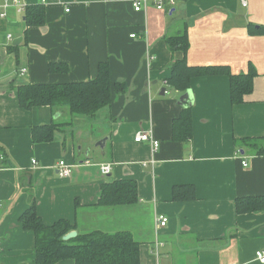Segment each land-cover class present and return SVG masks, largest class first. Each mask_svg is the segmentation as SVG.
<instances>
[{"label": "crops", "instance_id": "crops-1", "mask_svg": "<svg viewBox=\"0 0 264 264\" xmlns=\"http://www.w3.org/2000/svg\"><path fill=\"white\" fill-rule=\"evenodd\" d=\"M134 1L22 0L44 10L42 25L27 26L25 12L3 10L0 0V264H35L34 235L19 223L32 204L46 226L63 220L77 234L129 232L140 264H261L264 211L239 214L235 200L264 197V155L235 140L264 138V35L251 32L264 26V0H175L163 10L149 0L141 12ZM183 27L187 49L172 52L165 39ZM175 61L228 67L234 76L252 69V92L232 105L227 76L195 77L176 89L169 83ZM101 63L121 89L94 118L20 107L18 87L92 81ZM185 108L192 137L174 141L172 124ZM51 124L63 125L56 138L34 142L32 129ZM141 132L159 142L155 152L133 141ZM106 137L103 149L95 147ZM60 160L70 166L67 178L55 169ZM122 180L136 183L137 201L103 206V187ZM186 185L196 198L173 201V188ZM158 216L168 219L165 227Z\"/></svg>", "mask_w": 264, "mask_h": 264}, {"label": "trees", "instance_id": "trees-1", "mask_svg": "<svg viewBox=\"0 0 264 264\" xmlns=\"http://www.w3.org/2000/svg\"><path fill=\"white\" fill-rule=\"evenodd\" d=\"M44 23V10L41 6H30L25 10V24L39 26ZM253 33L264 35V26H253ZM173 51L185 52L187 37L185 27L181 32L165 39ZM61 65L50 67L52 71L61 70ZM65 70V69H64ZM170 85L176 89H187L195 77L227 76L230 80V103H243L244 96L253 89L254 71L247 74L231 75L228 67H189L184 61H175L171 66ZM121 85L113 88L110 84L109 67L101 63L94 80L84 83L20 86L16 89L20 107L30 110L34 107L49 106L66 108L70 116L94 118L99 111L111 103L112 92H118ZM63 125L51 124L32 129L34 142H48L56 138ZM192 137V117L189 108L183 109L172 124V139L184 142ZM235 145L244 146L257 155H264V138L235 140ZM3 156V155H2ZM5 161H2V163ZM196 198L193 186H175L172 200L175 202L192 201ZM100 203L106 207L129 206L137 201V186L134 181L122 180L107 183L103 187ZM235 209L239 214L264 211V197L238 198ZM21 228L33 233L35 238V264H56L70 260L72 264H140L139 243L126 231L113 234L93 231L77 234L67 242L62 237L72 230L68 222L60 220L46 226L39 218L35 205H30L19 217Z\"/></svg>", "mask_w": 264, "mask_h": 264}, {"label": "built area", "instance_id": "built-area-1", "mask_svg": "<svg viewBox=\"0 0 264 264\" xmlns=\"http://www.w3.org/2000/svg\"><path fill=\"white\" fill-rule=\"evenodd\" d=\"M1 1H2L3 10H6L8 8H13L19 14H23L25 12L26 5L22 2V0H1ZM106 1L113 2L115 0H106ZM148 1L149 0H136V1H134L132 3L134 12L143 11V9L146 8ZM152 2H153L152 4L155 6V8L157 10H163L164 5H168L170 7L174 4L175 0H153ZM243 6H245V4H243ZM5 17H6V14L4 11L2 13H0V18H5ZM131 37H134V36H131ZM7 39L9 41L12 40L11 36H7ZM23 72H25V70H23ZM133 141L135 143H148V144H150L152 147V150L154 152L159 147V142L156 141L152 137L150 132H141V133L136 134ZM3 159H4L3 156L0 154V163L3 161ZM31 163H32V165H35L36 161L32 160ZM241 164L243 167H246L247 166L246 160H242ZM55 169L61 178H67L70 175V166L63 160H60L56 164ZM110 169H111V166L109 164L103 165L101 167V173L103 175H108L110 172ZM167 222H168V219L164 216H158L156 219V225L158 228L165 227ZM255 258L259 263L264 264V252H256Z\"/></svg>", "mask_w": 264, "mask_h": 264}, {"label": "water", "instance_id": "water-1", "mask_svg": "<svg viewBox=\"0 0 264 264\" xmlns=\"http://www.w3.org/2000/svg\"><path fill=\"white\" fill-rule=\"evenodd\" d=\"M20 41H21L20 39H16L12 42V45L17 46L20 43ZM188 99H190V92L187 91L186 94L182 96L181 100H183V102L185 103V101H187ZM107 140H109V137L101 139L95 144V147H99L103 149ZM76 236H77V233L75 231H71L62 237V241L67 242L71 239H74Z\"/></svg>", "mask_w": 264, "mask_h": 264}, {"label": "rangeland", "instance_id": "rangeland-1", "mask_svg": "<svg viewBox=\"0 0 264 264\" xmlns=\"http://www.w3.org/2000/svg\"><path fill=\"white\" fill-rule=\"evenodd\" d=\"M69 125H70V123H68ZM89 134H91L90 132H89Z\"/></svg>", "mask_w": 264, "mask_h": 264}]
</instances>
